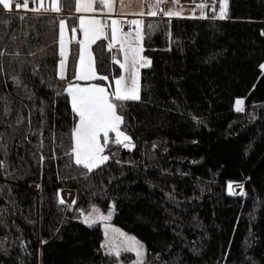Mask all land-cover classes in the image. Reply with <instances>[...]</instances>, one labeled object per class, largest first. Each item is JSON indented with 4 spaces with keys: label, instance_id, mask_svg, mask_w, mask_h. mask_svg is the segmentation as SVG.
Masks as SVG:
<instances>
[{
    "label": "trees",
    "instance_id": "trees-1",
    "mask_svg": "<svg viewBox=\"0 0 264 264\" xmlns=\"http://www.w3.org/2000/svg\"><path fill=\"white\" fill-rule=\"evenodd\" d=\"M227 1L224 20H144L140 98L116 102L133 149L111 143L91 171L72 151L74 37L58 76L59 23L73 32L75 0H59V14L0 7V264L129 261L82 221L92 208L114 209L142 264H264V0ZM92 52L98 83L119 76L104 40Z\"/></svg>",
    "mask_w": 264,
    "mask_h": 264
},
{
    "label": "rangeland",
    "instance_id": "rangeland-1",
    "mask_svg": "<svg viewBox=\"0 0 264 264\" xmlns=\"http://www.w3.org/2000/svg\"><path fill=\"white\" fill-rule=\"evenodd\" d=\"M23 1L24 0H12V3L14 5V4H17ZM91 2H92V10L90 11L77 12L76 7H75V15L77 19H76V27L74 29L75 31L73 30L72 33L68 29L66 20L63 19L64 21L63 41H64V52H65V55L63 58L60 55L61 28H60V23H59L60 61L58 63V76L60 77L61 73H63V76H65V69H66L68 56H69L70 43H71L72 37H74L75 41L78 42V57H77L76 68H75V80L76 81L73 84H70L69 86L81 87V88L101 87V88H104L106 92L109 94L115 93L116 79L120 78V76L122 75L125 76L126 78L128 77L129 73L125 69H121L120 67L119 76L113 79L112 82L106 81V84H100L96 81V79H77L76 76L78 72L83 74L84 71L89 66L91 67V70L97 74L96 68H95L94 56L92 52V46L98 40H104L108 48L113 51L112 58L114 62H116L119 66H120V63L124 62V54L123 52L120 51L119 41L112 40V21L113 20H116L118 22L116 25L118 29L117 37L119 39H122V38L130 39L135 45H137L141 49L140 55L145 60L149 61V59L144 55V46H143V24H144L145 19L151 18V17H163L165 19H180V20H197V19L201 20L203 18L213 20V19L220 18V0H163V2H160V3H157V0H108V2L111 4V8L105 7L103 0H91ZM29 3H31V1H29ZM201 4L204 5L203 8L197 7V5H201ZM75 5H76V0H75ZM152 6H155L154 9ZM227 6H228V1L226 0L225 13L227 10ZM50 7H51V0H43L42 7L40 4V0H37V5L34 8L39 9L38 13L39 12H42V13L51 12V13H56V14L59 13V11L54 12V11L47 10ZM217 7L219 8L217 9ZM152 10H155L156 12L155 15H149V12ZM169 11L173 12L174 15H171V16L166 15V13H168ZM81 18L85 19V21L95 20L99 22L96 25L85 24V27L89 29V40L88 41H85L84 32L81 29V25H80ZM133 20H139L140 21L139 26L132 24L131 21ZM96 30H98V38L92 39L94 35H97ZM76 31L81 36L79 40L75 38ZM137 32H139V37H137ZM81 42L85 43L83 62L80 59ZM62 59L64 61L63 69H61L60 67V63ZM149 65H150V61L144 67L139 68V75H138L139 97H140L141 71L145 68H148ZM128 83H130V81H128ZM66 93L69 96L70 105H71V96L68 94L67 90H66ZM240 100L242 101V103L240 105L236 104L235 110L243 112L244 102L242 99ZM129 101H137V100H129ZM113 102L116 103L117 101L113 100ZM71 108H72V105H71ZM78 123H79V117L77 116L76 125ZM119 130L121 131V123L119 125ZM111 143H117L116 135L114 132L109 133V142L106 145H104V151L102 155L106 156L104 152ZM127 143L128 142L125 141L124 143H118V144H120L125 150L131 151L133 149V146L130 143L129 146L126 147L125 144ZM73 145H74V142H73ZM106 162H108V160L101 163L98 167L102 166ZM98 167H95L92 170L97 169ZM31 190L32 192L37 193V191H35L33 187L31 188ZM227 192L230 196H235V197L241 196L243 195V185L242 184L240 185L237 183H229L227 185ZM113 215H114L113 208H111L106 213L101 212L98 208H92L88 212H85L82 214V221L84 222L85 218L88 217L90 218V221H92L90 225L99 224L102 226L103 232H104V239L102 242V245H104V247L102 248L106 253L109 254L111 252L110 255H113L117 258L124 256V255H131L129 261L125 262L122 260V261H118L117 264H142L145 260L144 245L141 242H139V240H137L135 237L114 227L111 224V219ZM85 224L89 225L87 223ZM133 242L140 248L141 256L139 259L136 256L135 251H125L123 248V245L125 243H133ZM116 248L120 249L119 256H117L116 254V251H115Z\"/></svg>",
    "mask_w": 264,
    "mask_h": 264
},
{
    "label": "snow or ice",
    "instance_id": "snow-or-ice-1",
    "mask_svg": "<svg viewBox=\"0 0 264 264\" xmlns=\"http://www.w3.org/2000/svg\"><path fill=\"white\" fill-rule=\"evenodd\" d=\"M105 7L111 8V4L108 0H103ZM163 2V0H157V3ZM41 7L43 5V0H40ZM226 0H220V18L223 19L226 15L225 13ZM0 7L6 12H12L13 8L19 10L23 7L25 10L29 8V0H24L23 4L13 5L12 0H0ZM153 9L155 6H152ZM197 7L203 8L204 5H197ZM33 11H38L39 9L34 8ZM47 10L58 12L60 11L59 0H51V7ZM92 10L91 0H76V11H90ZM142 14V13H141ZM155 10L149 12V15H155ZM166 15H174L173 12L169 11ZM24 19V17H20ZM98 21L90 20L85 21V19H80L81 29L84 32L85 41L89 40V29L85 27V24L96 25ZM117 21H112V40L119 41L120 51L124 54V62L120 63L121 69H125L129 75L120 76L116 79V89L114 94H109L104 88L101 87H73L69 86L67 91L71 96L72 111L79 117V123L75 125L72 130V139L74 142L72 151L75 155V162L77 165H83L88 171L93 168L98 167L101 163L108 160V156L102 155L104 151V145L109 142V133L114 132L116 135L117 143H128L125 146H129L130 138L119 130V125L122 122V117L117 114V104L114 101H129L138 100V75L139 68L144 67L149 61L145 60L141 55V49L135 45L130 39L117 37ZM132 24L139 26V20L131 21ZM61 28V39H60V55L63 58L64 52V41H63V29L64 21L60 22ZM75 31V30H74ZM94 35L92 39L98 38ZM264 34V33H262ZM137 37H139V32H137ZM111 47V45H110ZM85 43L81 42V54L80 59L84 60ZM3 55V53H0ZM61 69L64 68V61L61 60ZM261 69H264V64L260 65ZM61 79L64 78L63 73L60 76ZM77 79H106L103 76H97V74L91 70L89 66L83 74L77 73ZM130 81V83H128ZM241 100H237L236 104L240 105ZM239 110V109H238ZM102 134V135H101ZM102 141V142H101ZM63 203V200H61ZM85 223L91 224L90 218H85ZM104 247V245H102ZM125 251H135L138 259L141 256L140 248L133 243H125L123 245ZM117 256H119V248L115 249ZM111 254V252L109 253Z\"/></svg>",
    "mask_w": 264,
    "mask_h": 264
},
{
    "label": "crops",
    "instance_id": "crops-1",
    "mask_svg": "<svg viewBox=\"0 0 264 264\" xmlns=\"http://www.w3.org/2000/svg\"><path fill=\"white\" fill-rule=\"evenodd\" d=\"M29 1H31V3H29V9L28 10H24L23 9V7H21L19 10H17V9H15V8H13V10L12 11H14V12H18V13H29V12H35V13H38V11H33L32 9H34V7L37 5V0H29ZM24 2V1H23ZM23 2H19V4H23ZM15 5V4H14ZM226 9V8H225ZM40 14H56V13H51V12H39ZM57 14H59V13H57ZM151 18H163V17H151ZM147 19H150V18H147ZM225 19V17L223 18V19H221V18H219V19H213V20H224ZM198 20H200V19H198ZM201 20H210V19H207V18H203V19H201ZM75 38L77 39V40H79L80 38H81V36H80V34L76 31L75 32ZM74 159H75V157H74ZM66 192H68V193H70V195H71V201H63V203H61V194H63V193H66ZM58 196H59V201H60V203L61 204H64V205H67V206H70V205H72L73 203H74V200H75V195H74V193L72 192V191H66V190H64V191H60L59 193H58Z\"/></svg>",
    "mask_w": 264,
    "mask_h": 264
},
{
    "label": "bare ground",
    "instance_id": "bare-ground-1",
    "mask_svg": "<svg viewBox=\"0 0 264 264\" xmlns=\"http://www.w3.org/2000/svg\"><path fill=\"white\" fill-rule=\"evenodd\" d=\"M241 185V184H240ZM233 187V186H232ZM33 189L35 190V191H37V192H39V189H38V187H33ZM35 193V192H34ZM61 199L63 200V201H71V195H70V193H68V192H66V193H63V194H61Z\"/></svg>",
    "mask_w": 264,
    "mask_h": 264
}]
</instances>
